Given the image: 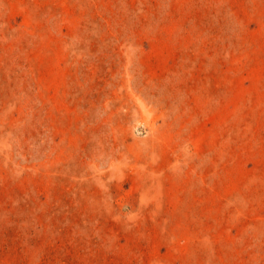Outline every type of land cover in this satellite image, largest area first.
I'll use <instances>...</instances> for the list:
<instances>
[{"label": "rangeland", "instance_id": "1", "mask_svg": "<svg viewBox=\"0 0 264 264\" xmlns=\"http://www.w3.org/2000/svg\"><path fill=\"white\" fill-rule=\"evenodd\" d=\"M0 264H264V0H0Z\"/></svg>", "mask_w": 264, "mask_h": 264}]
</instances>
